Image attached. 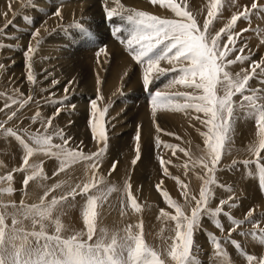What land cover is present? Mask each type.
Masks as SVG:
<instances>
[{
    "label": "rangeland",
    "instance_id": "1",
    "mask_svg": "<svg viewBox=\"0 0 264 264\" xmlns=\"http://www.w3.org/2000/svg\"><path fill=\"white\" fill-rule=\"evenodd\" d=\"M116 2L0 0V264H264V0Z\"/></svg>",
    "mask_w": 264,
    "mask_h": 264
},
{
    "label": "bare ground",
    "instance_id": "2",
    "mask_svg": "<svg viewBox=\"0 0 264 264\" xmlns=\"http://www.w3.org/2000/svg\"><path fill=\"white\" fill-rule=\"evenodd\" d=\"M130 1V0H129ZM115 2H116V0H115ZM128 2V1H127ZM117 3V2H116ZM116 3H114V4H116ZM129 3V2H128ZM130 3H132V2H130ZM129 3V4H130ZM112 5V4H111ZM128 5V4H127ZM115 5H113V7H114ZM141 113V112H140ZM141 115H143V114H141ZM141 122V121H140ZM176 126V125H175ZM178 127V126H177ZM152 128V127H151ZM151 128H149V125L148 126H146V128H145V130L147 129L148 131H151L150 129ZM147 134V133H146ZM149 134V133H148ZM145 135V134H144Z\"/></svg>",
    "mask_w": 264,
    "mask_h": 264
}]
</instances>
